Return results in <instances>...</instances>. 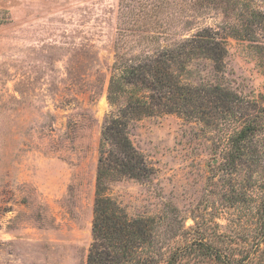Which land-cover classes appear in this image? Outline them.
I'll use <instances>...</instances> for the list:
<instances>
[{
    "label": "rangeland",
    "instance_id": "1",
    "mask_svg": "<svg viewBox=\"0 0 264 264\" xmlns=\"http://www.w3.org/2000/svg\"><path fill=\"white\" fill-rule=\"evenodd\" d=\"M205 30L227 49L221 70L190 52ZM167 51L182 85L254 105L211 122L129 116L151 174L109 181L106 195L153 222L157 264L178 252L181 264H264V0H0V264H87L99 158L114 149L103 131L144 93L126 86L112 102L111 81ZM249 114L257 133L236 151Z\"/></svg>",
    "mask_w": 264,
    "mask_h": 264
},
{
    "label": "trees",
    "instance_id": "2",
    "mask_svg": "<svg viewBox=\"0 0 264 264\" xmlns=\"http://www.w3.org/2000/svg\"><path fill=\"white\" fill-rule=\"evenodd\" d=\"M190 52L198 50L211 59L218 70L224 66L227 49L214 33L199 32L189 41ZM171 52L157 58L126 67L119 79H113L109 89V99L125 92L124 87L138 88L142 95L130 101L103 131L106 144L114 149H102L99 158L96 184V200L92 225L93 243L89 250L87 264H157L155 258L146 255L154 248L155 228L151 220L132 219L106 195L109 181L121 177L141 179L151 174L144 156L134 147L126 132L129 116L174 113L188 118H201L211 122L235 107L254 105L244 101L237 94L221 87H188L181 84L171 64ZM249 114L248 124L237 130L232 137L236 151L245 148V142L256 135L258 117ZM252 117V118H250ZM208 120V121H207ZM260 212V222L264 228V204ZM264 234V232H263ZM196 250L209 256L211 244L196 243ZM188 247L183 251H192ZM182 251V252H183ZM183 255L176 253L168 264H181ZM223 264H237L229 257H222Z\"/></svg>",
    "mask_w": 264,
    "mask_h": 264
}]
</instances>
